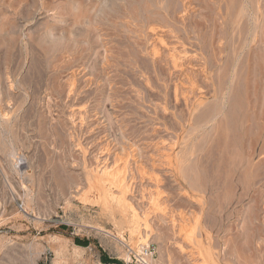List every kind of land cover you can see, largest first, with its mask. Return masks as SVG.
<instances>
[{
  "label": "rangeland",
  "instance_id": "obj_1",
  "mask_svg": "<svg viewBox=\"0 0 264 264\" xmlns=\"http://www.w3.org/2000/svg\"><path fill=\"white\" fill-rule=\"evenodd\" d=\"M211 260L264 264V0H0V264Z\"/></svg>",
  "mask_w": 264,
  "mask_h": 264
},
{
  "label": "bare ground",
  "instance_id": "obj_2",
  "mask_svg": "<svg viewBox=\"0 0 264 264\" xmlns=\"http://www.w3.org/2000/svg\"><path fill=\"white\" fill-rule=\"evenodd\" d=\"M224 49V48H223ZM215 91V90H214ZM214 91H213V93H214ZM216 120V119H215ZM214 121V120H213ZM208 123H210V122H208ZM207 123V124H208ZM111 170H112V168H111ZM121 169H119V171H120ZM124 170H125V168H124ZM97 172H99V171H97ZM117 172H118V170H117ZM119 173V172H118ZM123 173V172H122ZM122 176V175H121ZM125 176V175H124ZM120 178V177H119ZM118 178V174H116V173H114V171H110V170H108V167H104V171H103V179H104V181L103 182H105V181H109L110 183H112V185H114L113 183H115L114 181H117V179H119ZM102 179V178H101ZM121 179H122V177H121ZM124 179V178H123ZM121 181V180H120ZM120 181H117V182H120ZM125 181V180H124ZM126 181H127V179H126ZM126 181H125V183H126ZM99 183V182H98ZM107 183V182H106ZM116 184V183H115ZM127 184V183H126ZM106 185V184H105ZM117 185H118V183H117ZM116 185V186H117ZM120 185V184H119ZM115 185H114V187H116ZM121 187V186H120ZM122 187H124V186H122ZM125 187H126V185H125ZM124 187V188H125ZM117 188H119V187H117ZM111 189V188H110ZM122 189V188H121ZM128 189V188H127ZM110 194V193H109ZM112 194V193H111ZM123 195V194H122ZM106 196V195H105ZM124 196V195H123ZM112 197V196H111ZM119 198V197H118ZM114 199V198H113ZM116 199V198H115ZM124 199H126V198H124ZM117 200V199H116ZM128 200V199H127ZM121 201V200H120ZM126 202V201H125ZM123 203V202H122ZM121 204V202L119 203V205ZM122 205L123 204H121V207H122ZM126 205V204H125ZM125 207V206H124ZM134 212H135V210H134ZM132 214H134V213H132ZM137 214V213H136ZM135 217V216H134ZM136 218V217H135ZM140 218V217H139ZM137 219V218H136ZM136 221H138V219L136 220ZM135 221V222H136ZM137 224V223H136ZM146 225H147V223H145ZM144 224V225H145ZM184 229V228H183ZM134 232V231H133ZM132 232V233H133ZM139 232V231H138ZM135 233H136V229H135ZM134 233V234H135ZM138 234V233H137ZM122 239V238H121ZM201 254V253H200ZM208 257H209V259L211 258V255H209L208 254ZM212 262H210L209 264H213V260H211ZM209 262V261H208Z\"/></svg>",
  "mask_w": 264,
  "mask_h": 264
},
{
  "label": "trees",
  "instance_id": "obj_3",
  "mask_svg": "<svg viewBox=\"0 0 264 264\" xmlns=\"http://www.w3.org/2000/svg\"><path fill=\"white\" fill-rule=\"evenodd\" d=\"M78 245L87 247L88 246V241L87 240H77L76 241Z\"/></svg>",
  "mask_w": 264,
  "mask_h": 264
}]
</instances>
